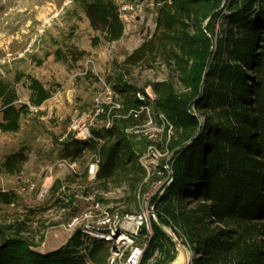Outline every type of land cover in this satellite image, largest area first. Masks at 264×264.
Listing matches in <instances>:
<instances>
[{
  "label": "trees",
  "instance_id": "trees-1",
  "mask_svg": "<svg viewBox=\"0 0 264 264\" xmlns=\"http://www.w3.org/2000/svg\"><path fill=\"white\" fill-rule=\"evenodd\" d=\"M122 1L132 0H79L90 26L101 34L95 44L123 36ZM156 2L155 33L125 64L152 67L160 57L176 71L179 86L173 79L152 82L155 98L145 93L142 100L134 85L117 76L113 87L125 94L123 107L114 112L112 127L94 130L103 142L68 139L62 156L76 161L89 149L100 152L99 172L84 190L87 195L123 185L136 192L147 176L141 158L150 141L129 131L135 118L128 114L150 105L174 132L167 141L172 180L152 199L160 221L193 250L191 264H264V0ZM29 86L30 105L40 107L52 96L36 78ZM17 100L16 89L0 78L4 132H17L30 109L27 103L17 106ZM28 158V147L21 145L3 157L0 167L14 175ZM67 198L64 207L79 213L80 206L72 207L76 198ZM17 199L15 191L0 190V205ZM96 201L106 203L100 194ZM26 220L0 219V264H109V242L88 240L79 228L66 243L42 250L25 234ZM153 232L145 261L159 248L157 264H170L175 244L156 222Z\"/></svg>",
  "mask_w": 264,
  "mask_h": 264
},
{
  "label": "rangeland",
  "instance_id": "rangeland-1",
  "mask_svg": "<svg viewBox=\"0 0 264 264\" xmlns=\"http://www.w3.org/2000/svg\"><path fill=\"white\" fill-rule=\"evenodd\" d=\"M129 3L133 9L128 20L123 21V36L117 41L103 39L95 44L94 38L101 34L90 26L79 0H0V78L16 89V105L27 103L30 108L23 113L17 132L0 133V162L21 145L29 150L20 172L12 175L0 167V190L18 194L15 204L0 205V219L7 223L27 219L25 234L40 243L42 250L68 241L71 233L67 224L73 209H66L64 200L68 202V195L81 197L91 186L84 172L94 151L87 150L75 161L73 169L70 164L74 161L62 156L65 141L59 138L71 120L93 104L103 86L101 78L113 86L117 76L123 75L124 81L138 89L142 100L147 99L146 94L155 98L152 82L173 79L179 86L176 71L160 57L152 67L144 63L125 64L126 58L155 33L159 7L156 0ZM31 77L52 92L41 107L30 105ZM124 95L121 94V100ZM1 109L0 103V119ZM134 111L132 108L128 114L135 118L129 131L150 141L141 158L147 169L144 185L136 192L128 186L113 188L104 195L106 203L100 207L87 205L78 197L81 211L94 213L88 219L91 225L101 222L104 211L112 218L117 213H132L146 202L153 205L152 199L162 195L170 184L173 153L167 149V141L174 133L172 126H168L163 114L156 115L150 105L138 110L137 117ZM105 122L103 117L97 129L103 128ZM45 189L47 193L40 198ZM165 244L172 248L167 241ZM187 247L194 257L193 250Z\"/></svg>",
  "mask_w": 264,
  "mask_h": 264
},
{
  "label": "built area",
  "instance_id": "built-area-1",
  "mask_svg": "<svg viewBox=\"0 0 264 264\" xmlns=\"http://www.w3.org/2000/svg\"><path fill=\"white\" fill-rule=\"evenodd\" d=\"M131 9H133V5L129 1L121 2L120 17L123 21L128 20V13ZM101 80L103 86L95 95L93 104L71 120L65 133L59 138L62 142L71 138L79 141L95 139L100 143L103 142L102 139L95 137L94 130L98 128V124L103 117H106V122L103 126L105 128L112 127L114 117L116 116L114 112L123 107V102L120 98L121 94L102 78ZM134 116H138L137 110L134 111ZM0 133H2L1 127ZM100 161V152L98 150L94 151L87 166V178L91 184L97 178ZM141 162L145 164L142 159ZM76 165L77 163L75 161L70 164L73 169ZM171 180L172 178L169 183ZM125 186L123 185L122 187ZM109 192L96 190L95 193L89 195L84 192L81 197L76 194V201H74L72 207L80 206L78 197L84 199L86 202L93 201L90 204L91 206H103L104 203L100 201L94 203L96 194L107 195ZM46 193L47 189L43 190L40 198H44ZM137 193V197L140 198L141 195L139 192ZM153 211L154 209L149 202L139 205V208L132 213H126L124 215L117 213L112 218L107 211H104L99 220L101 222H97L96 225H91L88 223V219L90 217L92 218L94 213L85 210L84 212L81 211L77 214H72L67 227L71 235L80 228L88 240H103L109 242L111 245L108 258L109 264H157L162 258V251L159 248H156L145 261L148 242L154 234ZM96 219L98 218L96 217Z\"/></svg>",
  "mask_w": 264,
  "mask_h": 264
},
{
  "label": "water",
  "instance_id": "water-1",
  "mask_svg": "<svg viewBox=\"0 0 264 264\" xmlns=\"http://www.w3.org/2000/svg\"><path fill=\"white\" fill-rule=\"evenodd\" d=\"M152 208L154 209L153 211L154 222H156L160 226V228L164 231V233H166L169 236V238L176 246V250H177L176 258L170 264H191L193 257L190 254L189 248L187 247L189 245L183 242V239L179 236V234L175 231V229L172 226L163 224L160 221L157 211L155 209V204L152 205Z\"/></svg>",
  "mask_w": 264,
  "mask_h": 264
},
{
  "label": "crops",
  "instance_id": "crops-1",
  "mask_svg": "<svg viewBox=\"0 0 264 264\" xmlns=\"http://www.w3.org/2000/svg\"><path fill=\"white\" fill-rule=\"evenodd\" d=\"M46 101H47V100H46ZM46 101H45V102H46ZM45 102H44V103H45ZM44 103H43L41 106H43V105H44ZM41 106H40V107H41ZM63 244H64V243H63Z\"/></svg>",
  "mask_w": 264,
  "mask_h": 264
}]
</instances>
